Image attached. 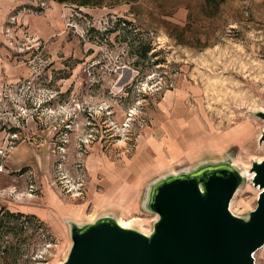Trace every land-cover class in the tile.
I'll use <instances>...</instances> for the list:
<instances>
[{
  "label": "rangeland",
  "instance_id": "1",
  "mask_svg": "<svg viewBox=\"0 0 264 264\" xmlns=\"http://www.w3.org/2000/svg\"><path fill=\"white\" fill-rule=\"evenodd\" d=\"M259 112L264 0H0V264H61L104 216L148 234L150 186L203 165L247 218Z\"/></svg>",
  "mask_w": 264,
  "mask_h": 264
},
{
  "label": "water",
  "instance_id": "2",
  "mask_svg": "<svg viewBox=\"0 0 264 264\" xmlns=\"http://www.w3.org/2000/svg\"><path fill=\"white\" fill-rule=\"evenodd\" d=\"M259 142L264 140V112ZM259 191L247 218L228 204L241 175L227 163L203 165L153 183L146 209L157 215L148 234L108 216L70 223L71 246L61 264H253L264 244V159L250 165Z\"/></svg>",
  "mask_w": 264,
  "mask_h": 264
},
{
  "label": "bare ground",
  "instance_id": "3",
  "mask_svg": "<svg viewBox=\"0 0 264 264\" xmlns=\"http://www.w3.org/2000/svg\"><path fill=\"white\" fill-rule=\"evenodd\" d=\"M118 224L123 226V227H129L131 225L130 222H124L123 220H118Z\"/></svg>",
  "mask_w": 264,
  "mask_h": 264
},
{
  "label": "trees",
  "instance_id": "4",
  "mask_svg": "<svg viewBox=\"0 0 264 264\" xmlns=\"http://www.w3.org/2000/svg\"><path fill=\"white\" fill-rule=\"evenodd\" d=\"M58 1H61V0H58ZM63 1V0H62ZM144 51H148V49H144Z\"/></svg>",
  "mask_w": 264,
  "mask_h": 264
}]
</instances>
